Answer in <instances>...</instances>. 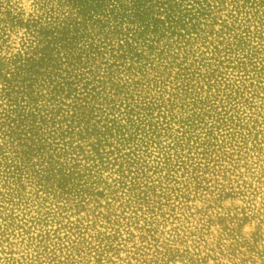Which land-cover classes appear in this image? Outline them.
Wrapping results in <instances>:
<instances>
[{"label": "rangeland", "instance_id": "obj_1", "mask_svg": "<svg viewBox=\"0 0 264 264\" xmlns=\"http://www.w3.org/2000/svg\"><path fill=\"white\" fill-rule=\"evenodd\" d=\"M114 2L63 0L34 47L0 60L14 154L0 145V260L264 264V0L225 16L213 5L226 0ZM55 125L78 154L71 172L38 143ZM137 141L144 155L131 168L123 154L119 188L74 181L81 161L75 174L91 177Z\"/></svg>", "mask_w": 264, "mask_h": 264}, {"label": "clouds", "instance_id": "obj_2", "mask_svg": "<svg viewBox=\"0 0 264 264\" xmlns=\"http://www.w3.org/2000/svg\"><path fill=\"white\" fill-rule=\"evenodd\" d=\"M91 2V0H90ZM102 8H110L115 7V2L113 0L112 3H108V0H103ZM159 7V6H158ZM181 7L185 8H193V4L189 3V0H184V4ZM197 7H199L197 5ZM213 7H222L224 9L223 12H220V16H225L227 12H232L233 9L236 11H240L244 7V0H226L224 4H215ZM161 12L164 11L163 8L160 9ZM10 14L16 16V20L10 19ZM61 14L67 15V9L63 3V0H0V60H3L6 65H8L10 59H15L17 54L24 53L29 50V46L34 45V37L36 33V28L45 25L48 21L52 20L54 17L60 16ZM215 15V13H213ZM243 15V13H242ZM163 19V16H161ZM159 63V62H157ZM166 63V61H165ZM0 88H7V84H0ZM47 91L46 89L44 90ZM21 95H23L21 93ZM26 103V99L23 101ZM96 103V102H94ZM0 113H7L9 110V104L7 103V98L4 100H0ZM16 105H12L15 107ZM97 108L102 109V104H97ZM106 114V113H105ZM97 119H100L97 116ZM122 124H126V120H121ZM67 127V125H64ZM60 125H55L53 127H43L38 132V143L44 144V148L42 149L44 157L50 158L53 162H55L57 168H65L66 171H73L72 165L75 163V159L77 158V153H69L65 155L64 153L68 150V145L64 142L59 135ZM150 135V133H149ZM28 136H32L31 132H28ZM147 139L146 137L144 138ZM76 144H80V140L75 141ZM139 141L136 143H130L124 146L121 149V162L113 164L108 163V160H113V156L109 155L107 160L105 161V166H97V168L93 169V175L89 177L88 175H76L75 173H83V161H81V166L79 169L74 171L73 179L75 182L83 185L84 187H88L92 185V182L100 179L106 184H111L115 188L120 187V174L117 172V168L121 166L123 163V154L128 153V162L131 168L135 167L133 163L136 159H139L140 156H143V150L138 147ZM0 145L4 146V155L6 157V162H10L12 156L14 155L9 150V142H8V126L4 125L3 130H0ZM116 144L113 142V147ZM106 150V149H105ZM152 151V149H149ZM155 156V154H154ZM154 158V157H153ZM42 165H36V168H41ZM39 177H37L38 179ZM68 187H72V184H69ZM95 187V185H93ZM103 187V184L101 185ZM35 186H33L32 191H35ZM78 191V189H76ZM128 191L127 187L123 189V192L126 193ZM31 194V193H29ZM117 195H121V193H116ZM111 197H109L110 199ZM126 198V197H125ZM63 203V201H61ZM163 211V209L161 210ZM161 217L159 215L156 216L157 223L159 227L164 231L166 238L170 235L167 229L164 227L165 223H169V221L164 220L163 223H160ZM5 235L7 236L8 231L10 229L7 228V222H5ZM62 235V234H61ZM163 239V238H162ZM15 247L16 245H12ZM53 246H56V241H53ZM9 247V243L5 242V249ZM124 247V245H121ZM130 248V245L128 246ZM22 256H30L32 255L31 249H26L25 251L20 253ZM111 255V253H109ZM113 260L116 257H112ZM130 259V256H129ZM0 264H9L7 259V251H5V259L0 260ZM122 264H128V261L125 260Z\"/></svg>", "mask_w": 264, "mask_h": 264}]
</instances>
